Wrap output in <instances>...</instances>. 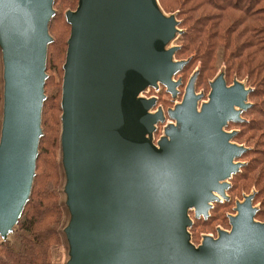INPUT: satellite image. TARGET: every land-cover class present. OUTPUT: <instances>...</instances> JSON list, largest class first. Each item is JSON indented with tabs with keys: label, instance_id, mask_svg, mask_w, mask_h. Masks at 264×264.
Returning a JSON list of instances; mask_svg holds the SVG:
<instances>
[{
	"label": "water",
	"instance_id": "water-1",
	"mask_svg": "<svg viewBox=\"0 0 264 264\" xmlns=\"http://www.w3.org/2000/svg\"><path fill=\"white\" fill-rule=\"evenodd\" d=\"M54 0H0L3 101L0 129V236L13 230L35 174L45 99L48 22ZM70 25L61 84V149L71 221L67 264H264V221L253 195L229 216L217 238L191 241L188 227L227 199L229 179L246 150L224 129L243 119L250 88L222 77L207 101L195 92L197 71L167 116L175 121L155 145L163 111L138 97L172 77L185 60L164 49L177 31L157 0H78Z\"/></svg>",
	"mask_w": 264,
	"mask_h": 264
},
{
	"label": "trees",
	"instance_id": "trees-1",
	"mask_svg": "<svg viewBox=\"0 0 264 264\" xmlns=\"http://www.w3.org/2000/svg\"><path fill=\"white\" fill-rule=\"evenodd\" d=\"M162 11L175 12L181 29V43L174 53L176 60L186 63L179 71L188 73L199 62L195 88H208L219 63L225 66L226 83L233 75L245 80L251 90V106L242 112L249 115L246 150L236 160L244 161L231 177L228 191L246 190L253 186V201H259L255 218L264 220V0H157ZM78 0H54L53 5L73 6ZM48 30L53 40L47 46L45 92L41 114V135L38 144L35 174L29 197L15 225L9 243L0 240V264H56L55 247L61 244L63 209L58 186L61 148V79L70 25L62 13H53ZM50 71V72H49ZM178 72V73H179ZM3 92L0 95L2 102ZM258 100V101H256ZM241 126L240 123L229 122ZM239 132L232 137L236 141ZM249 156V159L246 157ZM237 182V185H235ZM230 206V201H217L206 218H193L189 227L191 241L198 243L194 228L208 226L216 209Z\"/></svg>",
	"mask_w": 264,
	"mask_h": 264
},
{
	"label": "rangeland",
	"instance_id": "rangeland-1",
	"mask_svg": "<svg viewBox=\"0 0 264 264\" xmlns=\"http://www.w3.org/2000/svg\"><path fill=\"white\" fill-rule=\"evenodd\" d=\"M76 6H77V4H74L73 6L61 5V7H59L57 5H55V6L53 5V9H54V13L60 12L63 15H65V12L67 10H74L76 8ZM162 12L167 17L170 16V15H174L175 16V14H176L175 12H173V13H167V12H164V11H162ZM175 18H176V16H175ZM176 20L178 21L177 18H176ZM49 34L51 36V39L53 40V35L51 34L50 31H49ZM68 37H69V34H68ZM180 43H181V29L179 28V26L177 24V31L175 32L174 37L170 41H168L163 46V48L164 49H169V48H172V47H177V49H178ZM65 53H66V51H65ZM64 60H65V57H64ZM172 60L173 61L176 60L175 56H173ZM63 63H64V61H63ZM198 67H199V62L195 63L193 66H190L191 69H190V71L188 73H186L185 71L182 72L181 74H180V72L179 73L177 72L172 77V79L174 81H176L178 79L181 80L180 85L177 86V88H176L177 92H176L175 95H172L171 93L167 92L165 87L162 86L161 84H159V88H158L159 90H158V93L156 95L157 96V103H156L155 106H159L165 111V116H166L167 119H170V118L167 116L166 110L168 108L174 107V105L179 104L181 102V100L183 98V95H184V92H185L186 84H187L189 78L192 76V74H194L196 71H198ZM224 71H225V66H224V64L222 62H220L219 66H218V69L214 73L213 77H211L208 80V83L212 82L216 77H222L226 81V76L224 74ZM46 74H47V71H46ZM233 81H239L246 88H250L248 85H246L247 83H246L245 80L238 79L235 75H233L231 77V79L229 81V85L232 84ZM61 84H62V79H61ZM160 87H161V89H160ZM145 90H146V88H145ZM52 91H53V88L51 86L47 89L46 92H45V88H44L45 96L51 94ZM209 91H210V86L208 88L201 87V88H198L197 90L195 88L196 94H201L202 95V97H201L202 99L199 102L200 104L207 101V97H208ZM2 92H3V59H2V50H1V45H0V95H1ZM141 94L145 95V96H150V95H153L154 93L152 91V88H148L146 93L143 91V92H141ZM60 100H61V95H60ZM247 101L249 103H251V101L249 100L248 96H247ZM256 101H258V100H256ZM242 112H241V118L243 120L241 121L242 122L241 126L230 125V123H228L226 125V127H224V129L226 131H228V132L235 131V134H237L238 132H239V134L241 133V137L239 139H237L236 141L231 140V142L235 143L237 145L244 146L245 148H249V146H247L248 141H247V143L245 142L246 139L248 138L247 135L249 133V131H248V128H249V115H248V117H244L242 115ZM1 122H2V102L0 101V129H1ZM238 123H240V122H238ZM164 124H165V122L158 126V129H157V131L155 133L156 137L158 135L162 134V129H163V125ZM57 152H58V162H59V168H60V183H59V186H58V191H59V195H60V203H61L62 209H63V216H62L61 236H60L61 237V244L59 246L55 247V249L53 251V257H54V261L56 262V264H67L68 260L71 258V253H70V248L71 247H70V243L68 241L67 234L65 232V228L70 223L72 214H71V212H70V210L68 208L67 202H66L67 198H68V195H67V193L65 191V187H66V184H67V177H66V173H65V169H64V165H63L62 149L60 148ZM246 159H249V156L246 157ZM236 161H240V160H236ZM240 162L243 163L244 161L241 159ZM228 181H229L230 184L232 183L231 178ZM235 185H237V182H236ZM254 191H255V189H254L253 186L249 187L246 190H241L239 187L238 188H234L232 191H228L227 190L226 194H227L228 198L226 199V201H230L232 207L227 206V207L216 209V213H214V215H215V217H217V219H214V221H212L211 224L208 225V226L199 225L198 227H195L194 230L195 231H199V233L195 234V236H197V239H199L198 243H195V244L199 245L201 240H202V237L204 235H208V234L215 235L217 233L218 229H223V230H227L228 231L230 229L229 216L235 215V213H236L235 212V205L237 203H242V201L244 200L245 196H249L250 194L253 195ZM260 200H261V198H258V200H255V201H253V199H252V205L255 208H259V205H260L259 201ZM220 201L224 202L225 199L221 198ZM213 205H214V203H213ZM210 210H209V214H210ZM189 215H190V217L193 220L194 216H193V211L192 210L189 211ZM200 218H203V217H200ZM255 220H258V219L255 218ZM258 221H260V220H258ZM263 221H261V222H263ZM14 229L15 228H13V230H11L6 235L5 238H3V236H0V240L3 239V240H5V241H7L9 243H12V242L16 241L15 238H14L15 237L14 236V234H15ZM188 230H189V227H188Z\"/></svg>",
	"mask_w": 264,
	"mask_h": 264
},
{
	"label": "built area",
	"instance_id": "built-area-1",
	"mask_svg": "<svg viewBox=\"0 0 264 264\" xmlns=\"http://www.w3.org/2000/svg\"><path fill=\"white\" fill-rule=\"evenodd\" d=\"M162 87V86H161ZM161 87H160V89H161ZM148 88H152V91H153V95H150V96H145V95H142L141 94V92H147V89ZM159 88V84H157V86H148V87H146V90H145V88L139 93V95H138V97H142V98H146V99H149V98H155L156 99V103H157V93H158V89ZM148 94V93H147ZM156 103H155V105H156ZM153 106L150 110H149V112L150 113H155L156 111H157V109H162L161 107H159V106ZM175 106V105H174ZM171 109H173V107L171 108ZM162 111H163V116H164V120H163V122H158L157 124H155L154 125V131L152 132V135H151V141L155 144V145H157V143H158V141H159V139L161 138V137H163L164 136V128L165 127H167L169 124H172V125H175L176 123H175V121L174 120H172V119H167L166 118V116H165V111L162 109ZM165 122V124L163 125V129H162V134L161 135H158L157 137L155 136V133H156V131H157V129H158V126L159 125H161V124H163ZM218 230H223V229H218ZM218 230H217V233L215 234V235H212V234H208V235H204L203 237H202V239L205 237V236H209V237H211V238H217V236H218ZM202 241V240H201ZM193 243V242H192ZM201 243V242H200ZM194 245H198V244H195V243H193Z\"/></svg>",
	"mask_w": 264,
	"mask_h": 264
}]
</instances>
